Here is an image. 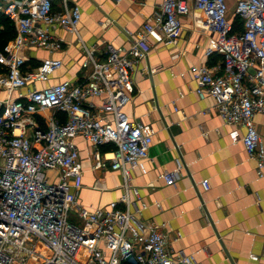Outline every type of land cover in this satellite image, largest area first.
I'll list each match as a JSON object with an SVG mask.
<instances>
[{
    "label": "built area",
    "instance_id": "obj_1",
    "mask_svg": "<svg viewBox=\"0 0 264 264\" xmlns=\"http://www.w3.org/2000/svg\"><path fill=\"white\" fill-rule=\"evenodd\" d=\"M56 1L0 0V14L15 29L0 55V264H195L192 254L171 250L166 226L140 217L147 206L131 175L149 160L155 132L122 110L132 97L135 64L147 56L148 36L159 33L173 46L183 18L196 12V21L215 35L205 55L220 56L222 64L192 68L195 92L214 100L217 114L232 128L231 139L243 144L263 178L264 143L254 117L264 115V0H162L130 48L108 43L100 55L84 48L79 81L38 88L63 63L46 58L31 68L25 52L60 51L64 42L52 30L77 33L81 21L79 5L60 0L56 9ZM236 17L240 33L234 32ZM97 98L98 106L92 102ZM78 137L92 147L93 170L121 172L118 201L95 210L78 204ZM183 167L179 163L160 177L174 186ZM201 185L210 188L208 180ZM181 237L176 233L175 241Z\"/></svg>",
    "mask_w": 264,
    "mask_h": 264
},
{
    "label": "crops",
    "instance_id": "obj_2",
    "mask_svg": "<svg viewBox=\"0 0 264 264\" xmlns=\"http://www.w3.org/2000/svg\"><path fill=\"white\" fill-rule=\"evenodd\" d=\"M161 3L69 0L81 8L77 33L56 28L51 34L63 40V49L25 52L31 68L46 58L63 63L47 84L36 87L79 81L84 48L95 49L98 55L108 43L130 48ZM60 5L57 0L55 8ZM127 10L133 11V17ZM196 15L183 18V32L173 46L166 45L159 33L148 36L147 56L135 64L132 97L122 111L155 133L149 160L132 171L130 183L147 206L141 219L166 226L173 252L192 254L195 264H264V177H258L256 162L243 144L231 139L232 128L217 114L214 100L200 99L195 92L192 68L222 64L220 56L205 55L215 35L196 21ZM101 100L92 102L98 106ZM254 122L264 143V115H255ZM75 143L83 167L80 187L73 190L78 204L95 210L118 201L123 194L121 172L93 170L91 145L81 137ZM179 163L184 165L181 179L174 186L166 185L161 174L176 171ZM203 180L209 181L207 191ZM178 232L182 237L175 241Z\"/></svg>",
    "mask_w": 264,
    "mask_h": 264
},
{
    "label": "trees",
    "instance_id": "obj_3",
    "mask_svg": "<svg viewBox=\"0 0 264 264\" xmlns=\"http://www.w3.org/2000/svg\"><path fill=\"white\" fill-rule=\"evenodd\" d=\"M234 32L242 31V23L239 18L233 20ZM15 29L13 23L3 14H0V52L5 53V48L9 41L14 38ZM108 150L104 148L103 151Z\"/></svg>",
    "mask_w": 264,
    "mask_h": 264
},
{
    "label": "rangeland",
    "instance_id": "obj_4",
    "mask_svg": "<svg viewBox=\"0 0 264 264\" xmlns=\"http://www.w3.org/2000/svg\"><path fill=\"white\" fill-rule=\"evenodd\" d=\"M125 13L129 14L130 16L133 17L134 13L132 10H127ZM233 15V8H231L230 12H229V17H232ZM106 47V45L104 46V48ZM0 55H3L1 52H0ZM0 67H1V62H0Z\"/></svg>",
    "mask_w": 264,
    "mask_h": 264
}]
</instances>
